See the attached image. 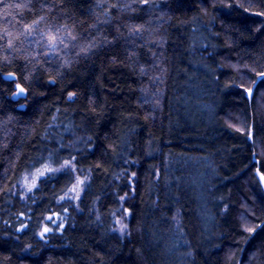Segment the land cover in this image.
Segmentation results:
<instances>
[{
    "label": "trees",
    "instance_id": "16d2710c",
    "mask_svg": "<svg viewBox=\"0 0 264 264\" xmlns=\"http://www.w3.org/2000/svg\"><path fill=\"white\" fill-rule=\"evenodd\" d=\"M257 12L264 0H0V264H264ZM57 30L53 51L41 33ZM75 177L79 202L60 203Z\"/></svg>",
    "mask_w": 264,
    "mask_h": 264
},
{
    "label": "rangeland",
    "instance_id": "374dc122",
    "mask_svg": "<svg viewBox=\"0 0 264 264\" xmlns=\"http://www.w3.org/2000/svg\"><path fill=\"white\" fill-rule=\"evenodd\" d=\"M52 167H54L51 164ZM42 166L31 170L27 173H24L20 179L18 180L17 184L15 185L14 189H13V193L14 195H18L19 198L21 199H25L27 196H29L37 187L38 182L41 179H44L46 177L51 176L46 175L45 177H38L37 175V169L41 168ZM58 167H54V168H59ZM71 170V169H70ZM258 179L259 182L264 190V181H261L260 179V175H258ZM79 181H83V183H79ZM88 182V179L86 177H75V180L73 182V184L70 186V188L66 191V193L59 199V202H64V203H68L70 205L76 206L77 203L79 202L82 193L86 187V184ZM33 184H35V186H33ZM75 187V191H73L72 189ZM123 201L124 199L120 200V205L119 208L116 212V215L114 217L113 220V224H114V232L117 233L120 236H126L128 233V220H129V213L128 211H125L126 209H124L123 207ZM52 217L48 216L46 217V222L50 221L51 219H49ZM123 227V230L122 229ZM45 226L42 227L41 231L38 234L39 238H43L45 236V234L47 232H44ZM41 233H43V235H41Z\"/></svg>",
    "mask_w": 264,
    "mask_h": 264
},
{
    "label": "snow or ice",
    "instance_id": "6c2138e0",
    "mask_svg": "<svg viewBox=\"0 0 264 264\" xmlns=\"http://www.w3.org/2000/svg\"><path fill=\"white\" fill-rule=\"evenodd\" d=\"M144 2L146 3L147 0H144ZM254 14L258 15V16H264V12H257ZM25 27L30 29V26L26 25ZM30 34H31V31L29 30V32L26 35H30ZM45 36H46V40H47L46 47L49 48L50 50L54 51L59 45L64 44V38L58 35V30H57V32L41 33L42 39H44ZM73 39H74V37H73ZM9 43L11 46V42H9ZM258 76L261 78V80H264V72L258 73ZM5 79L12 80V82L15 83V77H14L13 73H9L7 75V77H5ZM15 89H16V91L14 93L15 96L25 95L26 89L24 87H22L21 84L15 83ZM245 90L249 91V92L251 91V89H245ZM70 96H71V94H70ZM25 98H27V97L25 96ZM74 160H75V157H72L71 160H64L59 168H54L51 166V162H50L51 158H49V162L44 163L41 168L37 169V175H38V177H45L46 175H49V174L55 176L56 174L61 173L62 171H67L69 169L74 171L75 165L72 163V161H74ZM260 179H261V181H264V175H261ZM79 183H83V181H79ZM33 186H35V184H33ZM72 190L75 191L76 190L75 187ZM121 199H124V197H121ZM125 211H127V210H125ZM49 219H51V218H49ZM123 227L124 226H122L121 230H123ZM259 227H261V225H257L256 227H248L245 229V231H247L249 233H255L256 229ZM48 231H50V229L45 227L44 232H48ZM41 235H43V233H41Z\"/></svg>",
    "mask_w": 264,
    "mask_h": 264
},
{
    "label": "water",
    "instance_id": "95a60500",
    "mask_svg": "<svg viewBox=\"0 0 264 264\" xmlns=\"http://www.w3.org/2000/svg\"><path fill=\"white\" fill-rule=\"evenodd\" d=\"M5 77H7V75L3 77L5 81H12V80L5 79ZM15 91H16V89H15ZM24 97H25V95H21V96H15V95H13V100L23 99ZM19 109H23V107L21 106V107H19Z\"/></svg>",
    "mask_w": 264,
    "mask_h": 264
}]
</instances>
